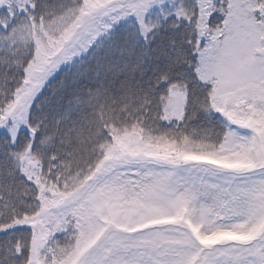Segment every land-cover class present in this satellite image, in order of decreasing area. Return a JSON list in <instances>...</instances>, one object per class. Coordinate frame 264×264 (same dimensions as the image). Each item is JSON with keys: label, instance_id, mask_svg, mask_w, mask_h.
Listing matches in <instances>:
<instances>
[{"label": "snow or ice", "instance_id": "6c2138e0", "mask_svg": "<svg viewBox=\"0 0 264 264\" xmlns=\"http://www.w3.org/2000/svg\"><path fill=\"white\" fill-rule=\"evenodd\" d=\"M0 264H264V0H0Z\"/></svg>", "mask_w": 264, "mask_h": 264}]
</instances>
